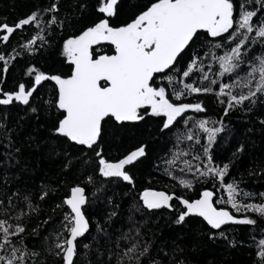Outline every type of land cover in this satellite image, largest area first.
<instances>
[{"label": "snow or ice", "instance_id": "snow-or-ice-1", "mask_svg": "<svg viewBox=\"0 0 264 264\" xmlns=\"http://www.w3.org/2000/svg\"><path fill=\"white\" fill-rule=\"evenodd\" d=\"M62 7V0H49L12 22L0 20V110L17 108L37 119L54 115L47 131L64 146L61 171L72 175L57 185V193L65 189L51 209L60 210L59 217L47 216L31 228L52 189L30 188L19 175L0 180V264H80L81 249H92L84 239L100 235L109 246L99 264H191L195 243L183 235L156 247L132 216L127 231L110 232L118 205L102 221L94 220L98 193L109 184L137 192L134 207L142 215L166 210L170 226L181 228L196 220L201 236L235 248L232 226H255L254 216L264 219V192L246 191L233 173L244 144L226 162H217L214 146L230 112L264 108V0H134L119 23L121 0H69L63 16ZM86 15L87 23H81ZM58 31L66 33L61 65L29 63L9 88L17 59L35 56ZM47 88L50 94L42 91ZM209 96L222 106L215 120L208 115ZM149 120L161 135L175 139V151L165 153L166 167L159 169L172 184L139 191L133 170L147 144L114 152L108 138ZM258 122L264 125V117ZM13 132L6 117L0 119L6 159L21 153ZM248 175L264 176V160ZM250 242L252 264H264V229Z\"/></svg>", "mask_w": 264, "mask_h": 264}, {"label": "trees", "instance_id": "trees-1", "mask_svg": "<svg viewBox=\"0 0 264 264\" xmlns=\"http://www.w3.org/2000/svg\"><path fill=\"white\" fill-rule=\"evenodd\" d=\"M49 0H0V20L7 18L9 22L16 20L34 10L37 6H46ZM69 0H62L67 5ZM134 0H121V11L117 23L125 19L131 9L129 5ZM137 3H143L144 0H135ZM65 7L61 9V15L65 14ZM78 19V17H77ZM89 17L86 15L81 23H87ZM75 23V20L73 21ZM70 31V30H69ZM28 34H31L30 32ZM19 35V34H18ZM66 35L63 32H57L48 38L51 44L41 49L35 56H23L17 59L14 67L8 74V87L19 79L22 70L29 64L35 63L42 67L56 68L62 63V57L59 54L62 37ZM17 41H13L16 44ZM50 94L51 89L47 88ZM209 105V117L213 120L218 115H222L220 105L216 104L213 97L206 98ZM6 117V123L14 129L13 139L16 147L21 148V153L16 154V159H6L5 149L0 147V180L4 176L19 175L20 183H26L28 187L39 190L42 187L52 189L53 195L41 205L42 211L39 217L34 218L29 227H34L39 220L47 216L59 217L60 210L55 214L51 209L59 202L58 195H63L65 189L61 186L57 193V185L62 179L72 180V175L61 171L63 164L62 144H58L50 139L47 129L51 127L53 117L41 114L39 119L35 115H25L23 111L17 108H8L0 110V119ZM258 117H264V108H258L255 114H248L239 109L229 113L224 117L225 132L219 134L218 143L215 147V156L217 162L231 157V153L240 144L245 145V152L236 161L233 173L237 180H242L241 187L246 191L264 192V176H249L248 169L255 166L258 160H264V125L258 122ZM28 137L34 139L29 140ZM139 143H146V156L141 158V162L133 170L137 177V189L142 191L145 187H152L156 190H163L167 183L171 186L172 181L162 175L159 169L166 167L161 161L165 158V153L173 148L174 137L170 135H161L158 132L156 124L149 120L138 127H130L114 133L108 138V146L115 152L117 150H126ZM203 143V141H202ZM185 147V145H181ZM198 147V146H196ZM19 160V164H16ZM26 169V171H25ZM2 191V187H0ZM192 195V192H188ZM100 199L96 201L92 217L94 220H103V214L111 211L113 205H118L116 209L118 216L113 221L108 230L127 231L130 225L128 219L132 216L146 238L155 241L156 247L162 244H170L177 236L183 235L186 242H194L195 247L189 253L191 264H252V257L249 253L252 251L250 236L256 234L259 237L261 229H264V219L255 217L257 223L255 226L237 225L232 226L230 238L237 240L235 248L227 247L223 241L212 242L199 233L203 231L196 220L191 221L186 227L170 226L167 219L166 210H155L152 214L142 215V212L135 210L137 201L134 199L137 192L128 193V187L125 185L109 184L103 194H99ZM108 197L112 198V203H108ZM55 225H49V230ZM93 235H96L93 228ZM115 237H113L114 239ZM39 244V241H32ZM84 243H91V251L81 249L80 264H99L100 261L107 259L105 249L109 246L106 237L100 235L96 241L91 238L84 239ZM84 253H87L86 255ZM99 253H105L100 255Z\"/></svg>", "mask_w": 264, "mask_h": 264}]
</instances>
